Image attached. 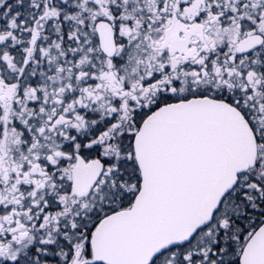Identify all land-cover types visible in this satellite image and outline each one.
<instances>
[{
  "label": "snow or ice",
  "instance_id": "6c2138e0",
  "mask_svg": "<svg viewBox=\"0 0 264 264\" xmlns=\"http://www.w3.org/2000/svg\"><path fill=\"white\" fill-rule=\"evenodd\" d=\"M0 264H264V0H0Z\"/></svg>",
  "mask_w": 264,
  "mask_h": 264
}]
</instances>
